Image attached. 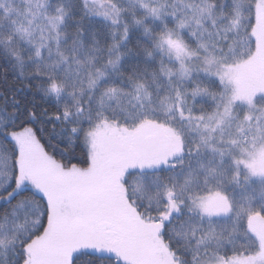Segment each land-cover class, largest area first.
<instances>
[{
    "label": "snow or ice",
    "instance_id": "6c2138e0",
    "mask_svg": "<svg viewBox=\"0 0 264 264\" xmlns=\"http://www.w3.org/2000/svg\"><path fill=\"white\" fill-rule=\"evenodd\" d=\"M0 264H264V0H0Z\"/></svg>",
    "mask_w": 264,
    "mask_h": 264
}]
</instances>
